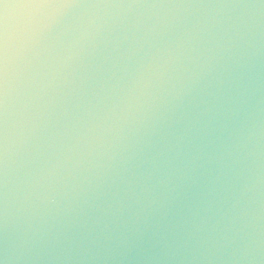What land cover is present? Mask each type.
Masks as SVG:
<instances>
[{
	"label": "clouds",
	"instance_id": "clouds-1",
	"mask_svg": "<svg viewBox=\"0 0 264 264\" xmlns=\"http://www.w3.org/2000/svg\"><path fill=\"white\" fill-rule=\"evenodd\" d=\"M0 264H264V0H0Z\"/></svg>",
	"mask_w": 264,
	"mask_h": 264
}]
</instances>
